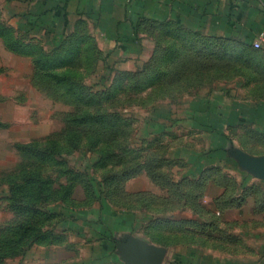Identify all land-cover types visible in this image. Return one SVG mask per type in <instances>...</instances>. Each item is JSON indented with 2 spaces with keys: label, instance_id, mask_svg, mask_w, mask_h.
Segmentation results:
<instances>
[{
  "label": "crops",
  "instance_id": "crops-1",
  "mask_svg": "<svg viewBox=\"0 0 264 264\" xmlns=\"http://www.w3.org/2000/svg\"><path fill=\"white\" fill-rule=\"evenodd\" d=\"M262 2L2 0L0 31L29 43L65 39L86 24L111 46L105 55L124 61L144 52L141 25L229 37L251 49L264 32ZM261 45L264 52V40ZM232 88L196 96L180 119L181 135L204 143L191 163H170L185 170L171 184L189 186L191 193L181 198L195 202L179 218L151 219L95 204L92 185L85 186L91 163H59L57 157L44 163V156L19 148L43 149L44 143L14 140L16 160L0 163V264H138L128 251L133 240L164 249L161 264H264V170L250 162L264 157V92ZM79 182L88 201L78 205ZM168 221L195 224V236L158 241L153 229Z\"/></svg>",
  "mask_w": 264,
  "mask_h": 264
},
{
  "label": "rangeland",
  "instance_id": "rangeland-1",
  "mask_svg": "<svg viewBox=\"0 0 264 264\" xmlns=\"http://www.w3.org/2000/svg\"><path fill=\"white\" fill-rule=\"evenodd\" d=\"M88 27L79 24L62 41L29 43L0 31V163L15 159L14 140L37 138L61 163L92 164L85 186L93 187V203L179 218L195 202L181 198L189 186L171 184L183 169L170 163H191L204 143L181 135L180 119L199 95L237 90L235 84L263 93L262 45L249 49L229 37L141 25L144 52L124 61L105 55L111 46ZM79 183L78 205L88 201ZM153 231L158 241L179 243L195 236L196 225L160 222Z\"/></svg>",
  "mask_w": 264,
  "mask_h": 264
},
{
  "label": "water",
  "instance_id": "water-1",
  "mask_svg": "<svg viewBox=\"0 0 264 264\" xmlns=\"http://www.w3.org/2000/svg\"><path fill=\"white\" fill-rule=\"evenodd\" d=\"M250 162L264 170V157L252 159ZM128 251L138 264H161L164 256V249L137 240L131 242Z\"/></svg>",
  "mask_w": 264,
  "mask_h": 264
},
{
  "label": "trees",
  "instance_id": "trees-1",
  "mask_svg": "<svg viewBox=\"0 0 264 264\" xmlns=\"http://www.w3.org/2000/svg\"><path fill=\"white\" fill-rule=\"evenodd\" d=\"M263 32V31H262ZM69 37V36H67ZM218 38V37H217ZM66 39V38H65ZM64 40V39H61V41ZM241 43V42H240ZM242 45H247L245 43H241ZM19 148L23 151H25L26 153H34L36 154L37 156H44V158L46 157H49L51 158L50 160L51 161H54V162H57L56 161V158H54V153H55V150L51 147H44L43 149L41 148H36L35 146L33 145H23V146H19ZM62 161H59V163H61ZM95 193V192H94ZM96 194V193H95ZM99 196V195H97ZM96 196V197H97Z\"/></svg>",
  "mask_w": 264,
  "mask_h": 264
},
{
  "label": "built area",
  "instance_id": "built-area-1",
  "mask_svg": "<svg viewBox=\"0 0 264 264\" xmlns=\"http://www.w3.org/2000/svg\"><path fill=\"white\" fill-rule=\"evenodd\" d=\"M263 40H264V32H260L258 39L253 42V46L255 48L260 47Z\"/></svg>",
  "mask_w": 264,
  "mask_h": 264
}]
</instances>
